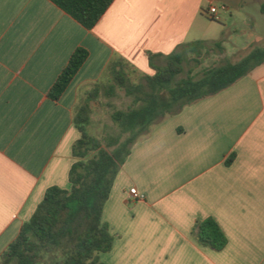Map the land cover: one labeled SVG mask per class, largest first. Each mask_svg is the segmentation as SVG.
I'll use <instances>...</instances> for the list:
<instances>
[{"label": "crops", "instance_id": "1", "mask_svg": "<svg viewBox=\"0 0 264 264\" xmlns=\"http://www.w3.org/2000/svg\"><path fill=\"white\" fill-rule=\"evenodd\" d=\"M263 4L115 0L87 30L49 0H0V256L50 187L69 188L76 109L109 64L152 76L196 41L222 43L238 62L264 40L245 41L243 28L264 17ZM210 6L220 21L207 14ZM78 47L89 57L54 101L48 92ZM131 188L144 199H133ZM208 218L227 237L221 251L197 235ZM102 222L114 236L103 264H264V63L136 141Z\"/></svg>", "mask_w": 264, "mask_h": 264}, {"label": "trees", "instance_id": "2", "mask_svg": "<svg viewBox=\"0 0 264 264\" xmlns=\"http://www.w3.org/2000/svg\"><path fill=\"white\" fill-rule=\"evenodd\" d=\"M87 30H92L115 0H49ZM264 15V4L261 6ZM207 45L196 41L183 45L164 66L153 67L154 74L145 83L128 84L123 67L111 63L99 80L88 102L79 104L73 124L80 138L72 149L74 162L69 171V188L50 187L31 219L0 256V264H42L53 250L61 253L54 264H103L100 254L113 248L114 236L102 222L103 208L110 197L115 179L131 154L132 145L146 136L166 116L184 107L218 94L248 76L264 63V49L255 48L238 62L227 57L218 66L207 68L199 77L184 74L190 54H201ZM214 47L224 53L222 43ZM89 57L78 47L55 80L48 97L58 101ZM149 58L151 56L149 55ZM115 83L126 95L134 96L133 106L117 110L111 120L119 128L116 136L103 141L88 131L90 101L98 94L101 83ZM114 85L107 92L112 96ZM201 244L223 250L227 237L213 218L197 227Z\"/></svg>", "mask_w": 264, "mask_h": 264}, {"label": "rangeland", "instance_id": "3", "mask_svg": "<svg viewBox=\"0 0 264 264\" xmlns=\"http://www.w3.org/2000/svg\"><path fill=\"white\" fill-rule=\"evenodd\" d=\"M223 24H226V22H223ZM251 27H254V29L251 30ZM243 28L247 31L245 41L253 40L258 35L264 38V17L257 16L256 19L251 20L249 26H243ZM256 45L264 49V40L259 41ZM225 58V53H222L219 48L209 45L201 54H190L188 56L184 65L183 76L191 74L194 77H199L205 69L222 64ZM230 60L235 62L237 59L232 57ZM124 73L128 78L129 85L132 83H145L144 77L148 76L144 73L136 74L125 71ZM109 85H114L115 91L112 96L107 92ZM99 89L98 94L89 103L88 131L92 136L103 141L105 137H114L119 134L120 130L113 124L111 114L114 111L127 110L132 107L134 96L126 95L125 91L120 89L115 83H101ZM93 91L94 88L88 94L83 92L79 104L87 103L88 97L92 96ZM60 255L59 251L53 250L47 255L42 264H54V260L58 259Z\"/></svg>", "mask_w": 264, "mask_h": 264}, {"label": "built area", "instance_id": "4", "mask_svg": "<svg viewBox=\"0 0 264 264\" xmlns=\"http://www.w3.org/2000/svg\"><path fill=\"white\" fill-rule=\"evenodd\" d=\"M207 14L215 21H220L221 19L216 6H210ZM129 194L135 200L144 199V195L140 194L136 188H131Z\"/></svg>", "mask_w": 264, "mask_h": 264}]
</instances>
